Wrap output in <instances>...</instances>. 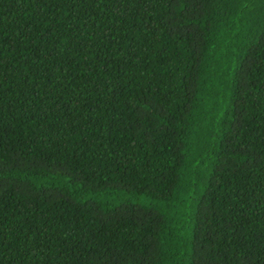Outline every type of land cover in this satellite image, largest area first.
Wrapping results in <instances>:
<instances>
[{"label":"trees","instance_id":"obj_1","mask_svg":"<svg viewBox=\"0 0 264 264\" xmlns=\"http://www.w3.org/2000/svg\"><path fill=\"white\" fill-rule=\"evenodd\" d=\"M0 264H264V0H0Z\"/></svg>","mask_w":264,"mask_h":264}]
</instances>
